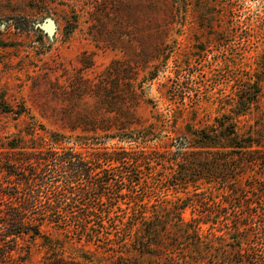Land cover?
<instances>
[{
    "label": "rangeland",
    "instance_id": "obj_1",
    "mask_svg": "<svg viewBox=\"0 0 264 264\" xmlns=\"http://www.w3.org/2000/svg\"><path fill=\"white\" fill-rule=\"evenodd\" d=\"M47 17L54 21L53 34L42 27ZM253 82L260 86L258 101L245 113L233 114V102ZM21 104L25 111L15 119L7 106ZM222 114L239 120L241 132L253 124L264 133V0H0V142L56 131L73 140L93 136L90 151L142 145L172 157L182 149L174 142L177 131L188 124L209 125ZM94 120L112 128L83 130ZM124 121L131 123L115 129ZM139 131H147L144 141L126 136ZM161 169L144 170L140 181ZM244 170L243 180L252 172ZM78 181L84 185L83 179ZM198 183L196 192L205 191L216 201L223 198L222 183L217 188L206 178ZM193 188L168 185L159 199L186 198ZM110 195L101 196V207ZM155 198L143 201L149 205ZM124 201L118 200L123 210L114 207L111 212L115 227L104 220L106 227L90 240L66 236L64 227L45 223L43 229L60 243L50 247L37 238L24 264L139 263L118 257L126 254L118 251L123 240L116 230L129 226L132 212ZM182 215L188 220L198 211L187 206ZM228 217L232 227L231 208ZM210 224H201L204 232ZM215 228L212 232L222 233Z\"/></svg>",
    "mask_w": 264,
    "mask_h": 264
},
{
    "label": "trees",
    "instance_id": "obj_2",
    "mask_svg": "<svg viewBox=\"0 0 264 264\" xmlns=\"http://www.w3.org/2000/svg\"><path fill=\"white\" fill-rule=\"evenodd\" d=\"M259 92L258 82L248 83L231 112L245 113L258 101ZM7 109L15 119L25 111L23 104ZM129 113L133 117L134 113ZM233 118L222 114L209 125L188 124L180 129L174 142L182 149L172 157L142 145L138 149L90 151L93 136L78 135L73 140L56 131L28 140L18 134L0 142V264H24L37 238L50 247L60 243L43 229L45 223L64 227L66 236L77 239L98 237L106 227L104 220L115 225L116 216L111 212L116 211L114 207L123 210L120 198L125 200V208L132 210L129 226L122 232L116 230L123 240L118 251L126 254L119 255L120 260L130 257L137 264H264V207L260 205L264 201V133L253 124L244 125L241 132L243 126ZM98 121L85 123L83 130L112 128V124ZM126 122H119L115 129L124 130L131 123ZM146 133L126 136L141 142ZM156 165L164 169L142 183L144 170L149 172ZM246 168L252 172L243 180ZM204 178L216 188L222 183V199H208L205 191L196 192L198 181ZM82 179L84 185H79ZM57 180L59 184L54 183ZM177 184H190L193 192L172 202L159 199L163 188ZM124 186L127 191L121 192ZM213 190L210 196H214ZM107 192L113 195L106 196L107 205L101 207V196ZM151 195L156 202L147 205L143 199ZM78 200L83 205L80 210L76 209ZM187 206L198 211V216L185 220L182 213ZM229 208L234 216L232 227L227 223ZM73 210L78 211L70 214ZM207 222L211 224L204 232L201 224ZM213 227L222 233L212 232Z\"/></svg>",
    "mask_w": 264,
    "mask_h": 264
},
{
    "label": "water",
    "instance_id": "obj_3",
    "mask_svg": "<svg viewBox=\"0 0 264 264\" xmlns=\"http://www.w3.org/2000/svg\"><path fill=\"white\" fill-rule=\"evenodd\" d=\"M42 27L49 33L53 34L55 31V24L51 17H47L45 22L42 23Z\"/></svg>",
    "mask_w": 264,
    "mask_h": 264
}]
</instances>
